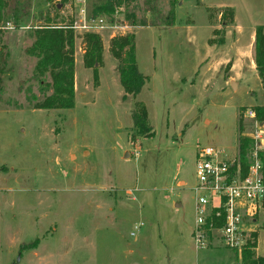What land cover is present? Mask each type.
Here are the masks:
<instances>
[{
	"label": "rangeland",
	"instance_id": "rangeland-1",
	"mask_svg": "<svg viewBox=\"0 0 264 264\" xmlns=\"http://www.w3.org/2000/svg\"><path fill=\"white\" fill-rule=\"evenodd\" d=\"M59 1L32 0L20 28L0 23L13 67L0 101V264H233L226 256L198 257L196 161L205 146L238 160L240 136L254 149V124L264 130V121L246 115L264 105L257 68L238 87L227 79L235 56L251 64L255 42L232 29L230 10L257 28L264 0H159L162 16L176 2L170 27L139 24L150 20L144 0H117L110 15L97 12L100 0ZM97 17L107 20L95 31L104 47L98 81L84 64L90 31L74 27ZM45 24L69 25L77 36L72 108L35 107L52 93V79L35 75L38 59L25 49ZM131 33L147 77L137 96L125 94L111 53L112 39ZM137 102L147 108L151 135L134 126ZM245 228V244L256 234L255 254H264V210ZM209 235L213 245L218 234Z\"/></svg>",
	"mask_w": 264,
	"mask_h": 264
},
{
	"label": "trees",
	"instance_id": "trees-1",
	"mask_svg": "<svg viewBox=\"0 0 264 264\" xmlns=\"http://www.w3.org/2000/svg\"><path fill=\"white\" fill-rule=\"evenodd\" d=\"M52 1V0H50ZM70 0H60L58 4L65 5ZM159 0H144V10L150 15V20L143 18L139 21L141 25H161L170 27L175 24L176 13L173 3L167 15L162 16L158 8ZM120 2L117 0H100L95 2L97 12L104 15L114 14L115 8ZM32 0H0V23L3 27L13 25L20 28L23 22L31 17ZM231 20L234 19V10H230ZM224 15V13H223ZM101 16V14L97 15ZM132 23H137L134 11L128 15ZM45 24L34 30L35 40L32 45L25 49L26 54L37 57L35 75L44 76L49 73L52 79V93L45 96L35 107L41 109L72 108L75 106V44L76 33L69 25ZM72 25V24H71ZM1 26V25H0ZM0 32L1 27H0ZM216 32V31H215ZM220 40V41H219ZM86 49L84 52V64L93 69L95 80L99 79V66L103 64V42L100 34L86 32L84 34ZM224 39H211L210 43ZM112 55L119 60L118 73L120 82L126 95L137 96L147 82L138 66L136 58L135 34L114 37L111 45ZM254 61L260 78L264 81V25L255 30ZM13 67L9 64V51L2 45V34L0 33V101L3 98L6 78L5 75L12 72ZM259 121H264V105L252 107ZM133 123L141 135L153 134V127L148 120V111L141 102L136 103L132 112ZM239 132L242 133V120H239ZM253 140L249 137L240 136L238 162L241 166V174L247 175L252 163ZM263 162L264 173V150L259 151ZM237 163L232 167L234 171ZM215 219L216 226H222V219ZM254 240H248L242 248L241 259L244 264H264V256H256L257 246L256 234Z\"/></svg>",
	"mask_w": 264,
	"mask_h": 264
},
{
	"label": "built area",
	"instance_id": "built-area-1",
	"mask_svg": "<svg viewBox=\"0 0 264 264\" xmlns=\"http://www.w3.org/2000/svg\"><path fill=\"white\" fill-rule=\"evenodd\" d=\"M83 1V0H77ZM107 23L104 17L84 19L77 26L95 32ZM12 27V26H8ZM115 27H117L115 25ZM248 117L256 118L254 110ZM255 148L247 175L241 174V166L235 156L225 149L213 146L202 147L197 155L194 199L196 223L193 229L195 246L205 249L211 245L209 232H216L221 242L229 249H242L248 220L255 218L264 209V173L259 151L264 150V130L254 124ZM139 155V152H136ZM237 163L236 169L232 167ZM222 219V226H215V218ZM135 234L134 232L132 233Z\"/></svg>",
	"mask_w": 264,
	"mask_h": 264
},
{
	"label": "crops",
	"instance_id": "crops-1",
	"mask_svg": "<svg viewBox=\"0 0 264 264\" xmlns=\"http://www.w3.org/2000/svg\"><path fill=\"white\" fill-rule=\"evenodd\" d=\"M233 10H234V13H235V17H234V25H231L232 29L236 33L238 32V34L241 35L242 37H244V36H246L248 34L250 36L251 42L252 41L254 42L255 30H256V26L255 25L256 24L255 23L252 24L251 27H249V28L245 27V25H243L242 23L239 22L238 17H237V11H236L235 7H233ZM242 27L244 29H242ZM238 56H235V59L232 61L231 68H230L232 74H230V76L227 78L228 82L230 84H232V81L235 78V80L237 82V87L241 84L240 79L243 78L246 70H247V72H251V71L256 72V67H255V64L253 62L254 60L253 61L251 60V64L247 65L244 62V60L242 59V57H240V56L238 57ZM228 61H230V59H228ZM237 77H239V78H237ZM259 105H261V104H259ZM181 184H183V182ZM192 236H193V234H192ZM259 244H260V239L258 240V246L256 248L257 252H258ZM196 249H198V248H196ZM198 251H201V252L198 253V257L200 258V262H202L201 259L203 261L208 259V258H210V257L214 258V259L215 258H222L223 259V257L226 256V257L229 258L230 261H233V264L234 263L244 264L242 262V259H241V254L238 255L237 252L233 251L232 249L227 248L221 242V240L219 238L216 239V243H214L210 247L205 248V249H198ZM208 252H210L212 255L210 253H208ZM257 256H264V254L260 255L258 253Z\"/></svg>",
	"mask_w": 264,
	"mask_h": 264
},
{
	"label": "water",
	"instance_id": "water-1",
	"mask_svg": "<svg viewBox=\"0 0 264 264\" xmlns=\"http://www.w3.org/2000/svg\"><path fill=\"white\" fill-rule=\"evenodd\" d=\"M233 83H234V82L232 81V85H233Z\"/></svg>",
	"mask_w": 264,
	"mask_h": 264
}]
</instances>
